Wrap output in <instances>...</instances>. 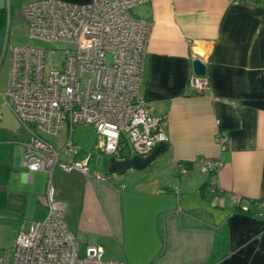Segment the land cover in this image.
I'll return each instance as SVG.
<instances>
[{
	"label": "crops",
	"instance_id": "crops-1",
	"mask_svg": "<svg viewBox=\"0 0 264 264\" xmlns=\"http://www.w3.org/2000/svg\"><path fill=\"white\" fill-rule=\"evenodd\" d=\"M30 1L0 0V8L20 7L21 16ZM132 14L151 23L141 93L150 115L166 119L169 140L147 153L128 142L118 155L93 153L94 127L76 125L77 153L63 151L61 159L117 177L56 170L69 227L84 235L83 249L101 245L106 259L124 264H264V0H147ZM196 58L207 66L209 93L189 87ZM4 60L0 90L8 85ZM0 109L2 245L9 228L18 235L46 217L48 175L24 167L30 135L1 95ZM218 134L228 138L225 149ZM43 136L62 150L69 127ZM200 157L222 165L202 172Z\"/></svg>",
	"mask_w": 264,
	"mask_h": 264
},
{
	"label": "built area",
	"instance_id": "built-area-1",
	"mask_svg": "<svg viewBox=\"0 0 264 264\" xmlns=\"http://www.w3.org/2000/svg\"><path fill=\"white\" fill-rule=\"evenodd\" d=\"M146 1L33 0L23 6L21 17L27 20L30 43L6 44L8 85L0 95L30 135L24 167L30 174L48 175L47 215L28 229L20 227L12 251L0 256V264H124L106 259L101 245L83 249L84 235L69 227L53 177L56 170L78 171L102 181L117 177L91 171L88 161L61 159L63 151L77 153L72 134L78 124L94 127L98 143L93 153L118 155L124 142L147 153L169 140L166 119L150 115L141 93L151 23L136 19L132 9ZM36 40L65 47L35 45ZM189 87L195 94L210 92L207 77L195 74ZM65 125L68 140L58 150L43 133L57 135ZM217 140L227 147L226 136L218 134ZM198 162L205 173L215 174L222 165L217 158L200 157ZM179 168L184 171V165ZM210 190H218L215 183Z\"/></svg>",
	"mask_w": 264,
	"mask_h": 264
},
{
	"label": "rangeland",
	"instance_id": "rangeland-1",
	"mask_svg": "<svg viewBox=\"0 0 264 264\" xmlns=\"http://www.w3.org/2000/svg\"><path fill=\"white\" fill-rule=\"evenodd\" d=\"M6 21L5 26L0 29V88H4L7 73H8V64L7 60L3 62V51L8 45H27L30 43V39L28 37V23L27 20L19 15V8L13 6L11 10H9L8 5H6ZM35 45L40 46H48L51 48H62L65 47V44L62 43H45L42 41L36 40L34 42ZM108 59H111V55L108 54ZM92 128V127H91ZM30 225L26 227L28 229ZM16 235L13 228H9L8 231L4 234L6 239V243L0 245V256H4L7 252L12 251V247L14 245V239ZM11 238V239H10ZM10 239V240H9Z\"/></svg>",
	"mask_w": 264,
	"mask_h": 264
},
{
	"label": "water",
	"instance_id": "water-1",
	"mask_svg": "<svg viewBox=\"0 0 264 264\" xmlns=\"http://www.w3.org/2000/svg\"><path fill=\"white\" fill-rule=\"evenodd\" d=\"M193 70H194V73L199 77H205L207 74V66L202 61L201 58L194 59Z\"/></svg>",
	"mask_w": 264,
	"mask_h": 264
},
{
	"label": "trees",
	"instance_id": "trees-1",
	"mask_svg": "<svg viewBox=\"0 0 264 264\" xmlns=\"http://www.w3.org/2000/svg\"><path fill=\"white\" fill-rule=\"evenodd\" d=\"M5 20H6V9L0 8V29L5 26ZM180 165L182 163H179Z\"/></svg>",
	"mask_w": 264,
	"mask_h": 264
}]
</instances>
